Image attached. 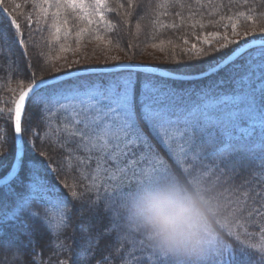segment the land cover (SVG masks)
Listing matches in <instances>:
<instances>
[{
  "label": "snow or ice",
  "instance_id": "1",
  "mask_svg": "<svg viewBox=\"0 0 264 264\" xmlns=\"http://www.w3.org/2000/svg\"><path fill=\"white\" fill-rule=\"evenodd\" d=\"M248 2L244 0L245 5ZM106 3L107 0H94L91 5L86 0H40L34 6L45 19L49 10L55 9L51 27L59 41L62 24H67L66 20L61 21L63 12L78 10V18L88 24L106 22L103 12ZM260 3L264 4V0ZM13 7L20 9L21 4L14 3ZM128 7L135 10L139 5L128 0ZM3 11L7 12V9ZM125 15L132 13L125 12ZM95 17L99 18L98 21H94ZM26 20L27 37L15 17L8 20V30L0 32V71L6 74L23 76L24 70L15 59L17 49L27 58L29 47L35 45L31 34L32 17L27 16ZM107 26L113 27L111 23ZM232 30L234 35H239L235 24ZM84 31L80 29L77 37ZM67 34L64 33L65 36ZM225 40L226 37L219 41V47L200 49L195 58L212 55L235 42L227 40L225 43ZM204 43H209V40L205 38ZM60 50L65 49L61 47ZM260 53V57H250L251 63L243 66V74L237 79L239 85L235 80L231 93L209 89L199 92L194 99H186L175 90L134 79L137 68L131 64L126 66L131 70L127 76L117 75L118 71H114L108 80L52 91H48L52 88L49 80L36 81L29 72L31 79L27 90L21 91L14 107L6 110L7 122L11 123L16 141L7 149V127H0V156L5 151L14 152L16 160L7 177L0 179V185L16 179L23 189L16 192L9 187L5 193L12 201V209L0 212V264H69L68 258L60 259L65 253H71V264H90L95 258L91 239H86L85 246L76 252L66 245L53 247L49 241V256L45 257V249L38 247L27 220L17 232H5V225L27 217L39 220L46 229H55L58 234V230L64 227L68 212L67 197L61 196L55 186L45 183L38 170L23 165L25 174L17 177L23 162L16 148L24 143L22 133L33 131L24 126L30 123L26 106L33 103L39 106L40 116L45 119L53 114L63 117L64 127L59 130L58 140L76 161L74 171L81 173L84 180L92 181L86 192L95 191L97 196L84 199V193L81 194V213L96 215L103 212L120 237L97 264H173L170 258L155 252L147 239L133 230L119 211L122 194L135 183L172 176H179L186 183L203 181L210 185L232 215L231 221L221 231L222 239L208 249L197 264H264V245H247L240 234L233 231L243 226L241 221L256 228V218L264 217V139L258 140L264 136V88L257 91L251 79L245 81L246 77L255 75L252 65L264 64V50ZM192 58L193 55H189V59ZM261 71L264 73V68ZM260 82L264 83V79ZM4 116L5 109H0V118ZM30 147H34V143ZM245 169H251L249 174L253 179L237 187L236 177ZM64 183L65 187H72L71 196L77 197L75 186H70L67 181ZM41 205L58 214L55 224L48 211L41 215ZM257 230L264 239V223ZM53 234L49 232V235ZM111 234L107 230L97 233L96 246L100 239ZM250 234L246 230L245 239ZM226 237H234L236 245L228 243Z\"/></svg>",
  "mask_w": 264,
  "mask_h": 264
},
{
  "label": "trees",
  "instance_id": "2",
  "mask_svg": "<svg viewBox=\"0 0 264 264\" xmlns=\"http://www.w3.org/2000/svg\"><path fill=\"white\" fill-rule=\"evenodd\" d=\"M37 2L40 0H0V32L8 30V20L15 17L21 24V30L25 37H27L29 30L26 27V17L31 16L33 22L31 34L35 41V45L28 49L27 58L22 56L20 50L17 49L15 59L20 68L24 70L23 76L0 71V109H5V116L0 118V127H7L8 144L5 145L6 149L9 145L15 144L11 123L7 122L6 110L13 108L15 100L19 97L18 94H12L13 88L16 87L21 90L27 88L31 79L28 75L29 72L32 73L36 81H40L73 70L106 68L129 62L148 65L182 76H194L205 73L219 65L233 51L226 47L223 48L222 54H219V51L214 52L213 56L218 57H215L214 61L209 62L208 65H204L202 60L209 55L195 58L198 51H188L186 49L188 44L196 43L203 34L224 32V25L229 21L236 22L238 30L264 26V4H261L260 0H256L255 3L253 0H249L247 5H245L244 0H134L139 5L135 10L128 7V0H107L106 7L103 9L106 22L88 24L87 21L78 18V10L73 12L69 9L63 12L61 21L66 20L67 24H62L61 39L57 41L54 29L51 27L53 24L52 13L55 9L49 10L47 19L41 14L42 19L36 23L38 18L35 13L40 12L34 6ZM14 3L21 4V8L14 9ZM86 3L91 5L94 0H86ZM121 4L124 5L123 8L120 7ZM5 8L7 12L3 11ZM125 12H131L132 15L126 16ZM9 13H11V17ZM98 19L95 17L94 21H98ZM107 23H111L113 27L109 28ZM80 29H85V31L77 37V32ZM65 32L68 33L66 36L64 35ZM97 37L104 39H97ZM61 47L65 50L61 51ZM214 47L217 46H202L201 49L208 50ZM262 50L264 47L249 50L230 66L200 80H167L138 72L134 73V79L151 82L166 90H175L180 95L185 96L186 99H194L199 92L209 89L231 93L234 81L243 74V66L251 63L250 57H260ZM189 55H193L194 58L189 59ZM59 58H63L62 63L54 64L55 60ZM74 61H79V63H74ZM26 64L28 67H25ZM261 68H264V64L259 62L252 65L254 77L245 78L246 82L251 79L256 84L257 91L264 88V83L260 82L264 79ZM129 71L131 70L116 74L127 76ZM112 76L113 73L83 75L60 85H54L48 91L76 88L79 81L90 83L102 79L108 80ZM236 83L239 85L238 80ZM258 83L261 84L259 87ZM137 92H139V88ZM26 107L30 123L24 126L33 129V131L22 133L24 140L23 163L17 177L24 176L25 168L23 165L38 170L45 183L49 186H55L56 191L61 196L67 197L66 208L68 212L65 216L64 227L58 230V234L55 229H46L39 220L28 219L27 217H21L19 220L5 225V232H17L23 222L27 220V226L34 233L38 247L45 249V257L49 256L47 251L49 241H52L53 247L66 245L73 252H76L85 246L86 239H91L95 258L90 261V264H97L102 256L109 253L112 245L119 242L120 237L115 233L109 217L103 212L91 215L88 212L82 214L80 211L81 194L84 193V199H89L90 197L96 198L97 193L95 191L86 192V188L91 187L92 181L84 180L81 173L74 171L76 161L71 158L66 147L58 140L59 130L64 127L63 117L53 114L45 119L40 116V108L35 103ZM26 137L31 144L34 143V147H30L31 144L28 141L25 142ZM259 139H264V136L258 137ZM153 143L155 142L153 141ZM42 152L43 155H41ZM14 157L15 153L9 151H5L4 155L0 156V179L10 170ZM250 172L251 169L240 171L236 177L237 187L241 183L253 179V176L249 174ZM65 181L70 186H75L77 197L71 196L73 189L72 187H65ZM9 187H13L16 192L23 191L16 183V179L1 187L0 212L6 213L12 209V201L5 194ZM226 195L230 194L226 193ZM33 207H37V205ZM39 207L42 216L45 211H48L52 223L57 222V213L54 210L46 209L42 205ZM262 223H264V217L256 218V228L245 225V222L241 221L243 226L236 227L233 231L240 234L245 244L260 247L264 245V239L261 238V233L257 229ZM105 230L112 234L105 235L104 239H100L98 246H96V234L105 232ZM246 230L251 233L247 239H245ZM50 231L54 234L49 235ZM226 240L228 243L236 245L234 237H226ZM66 258L71 264V253H65L60 257L61 260Z\"/></svg>",
  "mask_w": 264,
  "mask_h": 264
},
{
  "label": "clouds",
  "instance_id": "3",
  "mask_svg": "<svg viewBox=\"0 0 264 264\" xmlns=\"http://www.w3.org/2000/svg\"><path fill=\"white\" fill-rule=\"evenodd\" d=\"M119 211L149 246L173 264H197L222 239L232 215L203 181L179 176L142 180L125 191Z\"/></svg>",
  "mask_w": 264,
  "mask_h": 264
},
{
  "label": "water",
  "instance_id": "4",
  "mask_svg": "<svg viewBox=\"0 0 264 264\" xmlns=\"http://www.w3.org/2000/svg\"><path fill=\"white\" fill-rule=\"evenodd\" d=\"M264 47V40H253L245 45H243L242 47L238 48L236 51H234L232 54H230L218 67H215L211 70H209L208 72L201 74L200 77H205L208 76L214 72H216L217 70L223 68L224 66H226L228 63H231L235 60H237L244 52L249 51L251 49H255V48H261ZM135 65L137 68L136 72L142 73V74H148V75H154V76H158V77H170V78H175V79H181L180 77L177 76H173L170 75L168 73H166L163 70L157 69V68H153L150 66H146V65H142V64H138V63H128V62H123L120 63L118 65H114L111 67H106V68H96V69H87V70H75V71H71L69 73L66 74H62L59 76H56L54 78H50V79H44V80H49V83L53 86L59 83H62L64 81L67 80H71L75 77H79L82 75H88V74H100V73H113L114 71H123V70H130L128 69L126 66L127 65ZM119 66V69H117V67ZM70 74V75H67ZM190 79V78H189ZM192 79V78H191ZM27 89H25L24 91H26ZM15 140V137H14ZM16 143V141H15ZM16 151H18L20 153L21 156V160L23 157V145H20L16 148ZM16 163V160L14 159L12 166ZM12 166L10 168V170L8 171V173L11 171ZM20 171V170H19ZM18 171V173H19ZM8 173L2 178H6ZM17 173V175H18ZM6 185V184H4ZM4 185H0V187L4 186Z\"/></svg>",
  "mask_w": 264,
  "mask_h": 264
},
{
  "label": "rangeland",
  "instance_id": "5",
  "mask_svg": "<svg viewBox=\"0 0 264 264\" xmlns=\"http://www.w3.org/2000/svg\"><path fill=\"white\" fill-rule=\"evenodd\" d=\"M35 15L38 18V20H41L42 19V16H41V13L40 12H36ZM233 24L236 25V31L239 33V35H234L233 34V30H232V25ZM223 29H225L224 32H210V33L201 35V37L197 39L196 43L188 44L187 47H186V49L188 51H190V52H195V51H199L202 46H211L212 47V45H215V46L219 47V41L220 40H224V38L226 37L227 40H233V41H235L234 43H230L227 46V47H229V50L230 51H234V50L242 47L243 45H245V44H247V43H249V42H251L253 40H261V39H264V26H261L260 28H249V29H246V30H244V29L243 30H238L237 29V23L236 22H233V21H229V22H227L224 25V28ZM212 34H215V35H212ZM205 38H207L209 40V43H207V44L204 43ZM227 40H225V43H227ZM193 45H195L196 47L193 48L192 47ZM218 53L219 54H222L223 53V49L221 51H219ZM207 57H204L203 60H202V62H203L204 65H208L209 62L214 61V58L215 57H218V56H213V54H212V55H209ZM62 59L63 58L56 59L55 62H54V64H61L62 63ZM208 71H206V72H208ZM84 83L85 82H83V81H79V83L76 85V87H78L79 85L84 84ZM257 85L259 87L261 84L258 83ZM25 89H27V88H25ZM21 91H24V90L17 89L15 87V88H13V93L12 94L13 95L14 94H18V96H19V94H20ZM27 141H28V143H30V141L26 137L25 142H27ZM56 220H57V217H56Z\"/></svg>",
  "mask_w": 264,
  "mask_h": 264
},
{
  "label": "bare ground",
  "instance_id": "6",
  "mask_svg": "<svg viewBox=\"0 0 264 264\" xmlns=\"http://www.w3.org/2000/svg\"><path fill=\"white\" fill-rule=\"evenodd\" d=\"M237 50V49H236ZM236 50H234V51H236ZM233 51V52H234ZM236 61V60H235ZM235 61H233V62H231V63H228L226 66H224L223 68H221V69H219V70H217L216 72H218V71H220V70H222V69H224V68H226V67H228V66H230L231 64H233ZM223 62V61H222ZM221 62V63H222ZM220 63V64H221ZM219 64V65H220ZM219 65H217V66H215V67H218ZM214 67V68H215ZM213 69V68H212ZM211 70V69H210ZM73 71H75V70H73ZM69 72H71V71H69ZM69 72H67V73H69ZM166 73H168V74H170V75H173V76H177V77H180L181 79H175V78H170V77H159V78H162V79H167V80H175V81H179V80H181V81H191V80H200L201 78H204V77H200L201 76V74H198V75H194V76H182V75H178V74H174V73H170V72H167V71H165ZM206 73V72H205ZM215 73V72H214ZM63 74H66V73H63ZM202 74H204V73H202ZM62 75V74H61ZM211 75V74H210ZM83 76V75H82ZM209 76V75H208ZM79 77H81V76H79ZM79 77H75V78H73V79H71V80H74V79H76V78H79ZM206 77V76H205ZM190 78V79H189ZM192 78V79H191ZM67 81H70V80H67ZM67 81H64V82H67ZM64 82H62V83H64ZM62 83H59V84H57V85H60V84H62ZM19 174V173H18ZM18 176V175H17ZM5 186V185H4ZM4 186H2V187H4ZM1 188V187H0Z\"/></svg>",
  "mask_w": 264,
  "mask_h": 264
}]
</instances>
